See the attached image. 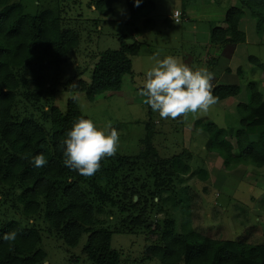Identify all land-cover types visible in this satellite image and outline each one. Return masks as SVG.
<instances>
[{"label":"rangeland","instance_id":"rangeland-1","mask_svg":"<svg viewBox=\"0 0 264 264\" xmlns=\"http://www.w3.org/2000/svg\"><path fill=\"white\" fill-rule=\"evenodd\" d=\"M11 1L20 3L24 14L31 16L52 10L61 27L79 37L78 47L67 53L62 63L30 64L14 70L19 87L13 92L11 116L20 120L31 117L49 130L46 115L50 108L56 106L65 112L67 102L75 97L84 117L93 119L98 127L110 122L120 133L118 152L101 164V168H118L115 175L101 174L95 188L85 184L93 205L91 230L112 233L110 245L118 251L120 264H159L147 259L146 249L158 243L169 223L176 234L191 228L212 239L242 238L251 244H264V167L232 161L227 164L225 154L206 148L216 131L212 124L226 130L240 128L237 106L248 101L251 80L258 82L257 89L264 96V30L258 34L248 8L236 7L245 11L244 18L239 17L242 26L238 29L255 33L261 42L257 45L253 37L246 48L242 43L213 44L210 39L211 28H227L224 9L236 5V0H152L153 10L137 18H132L125 0L111 1L103 11L95 9L96 0ZM175 11L181 14L179 23L173 20ZM148 19L152 22L146 26ZM124 35L139 44L138 54L130 56L132 72L122 77L119 91H107L89 101L80 89L89 86L100 55L118 50ZM253 44L257 48L250 46ZM156 54L160 59L181 57L189 66L209 69L215 73L214 86L221 74L232 73L234 77L227 75L223 82L236 81L239 94L217 103L207 114H189L187 122L182 117L161 119L138 95L145 73L154 63L151 57ZM36 93L40 94L38 100L28 98ZM227 140L233 144L232 155L236 157L235 140ZM148 146L156 151L161 164L135 160ZM118 158H127L128 163L122 166ZM174 158L187 166L186 173L171 172ZM6 190L0 187V219L16 220L22 226L34 223L41 235L39 247L46 254L39 264H92L84 254L89 233L83 234L75 247L68 246L45 221L43 210L33 221L23 214L14 200L20 189L10 197L5 196ZM132 190L139 191V196ZM184 197L187 202L178 203Z\"/></svg>","mask_w":264,"mask_h":264},{"label":"trees","instance_id":"trees-1","mask_svg":"<svg viewBox=\"0 0 264 264\" xmlns=\"http://www.w3.org/2000/svg\"><path fill=\"white\" fill-rule=\"evenodd\" d=\"M10 1L0 0V187L7 189L6 197H10L15 189H20L14 200L21 205L23 214L33 221L43 210L45 221L68 246L75 247L81 236L89 233L84 254L92 264H120L118 251L110 245L112 233L104 229L91 230L93 205L85 188L87 182L95 188V181L101 174L114 176L118 168L110 170L102 167L104 169L101 168V172L89 180V177L81 176L64 165L61 141L67 138L66 133L75 120L83 116L75 100L67 102L65 112L56 106L50 108L46 115L49 130L31 117L20 120L10 114L13 92L19 87L14 70L30 64L62 63L67 53L78 47L79 37L73 30L63 29L60 18L52 10L31 16L24 14L20 3ZM111 1L114 0H96L95 9L103 11ZM125 2L132 18L147 15L154 7L152 0H140L139 6H136V0ZM238 2L250 10L261 35L264 30V0ZM240 13L238 8L226 11L224 21L227 28H212L211 43L236 45L245 41L244 33L238 29ZM146 21V26L152 22L151 19ZM131 39L128 35L120 37L118 50H106L100 55L93 67L89 86L80 89L89 101L104 92L120 90L122 77L132 72L130 56H136L139 51L138 43H127ZM248 91V101L237 106L240 128L233 131L212 124L216 131L206 142V148L225 154L227 164L232 161L264 167V99L255 84H250ZM213 94L220 103L236 97L239 86L216 85ZM28 98L38 100L40 94ZM228 137L235 140L236 157L232 155L233 144L227 140ZM41 153L45 155L47 164L38 168L31 160ZM25 154L27 158H23ZM135 160H143L148 165L161 164L156 151L149 146ZM117 161L122 166L128 163L127 158H118ZM170 168L172 173H186L188 169L178 158L173 159ZM132 194L138 197L139 191L132 190ZM183 202H187L185 197L178 203ZM17 204L14 206L17 207ZM136 205L133 204L134 207ZM185 224L188 226L187 222ZM170 228L171 224H166L158 243L146 249L147 259H155L159 264H264V244H251L242 238L212 239L189 227L176 234ZM13 230L17 231V239L14 242L4 241L3 235ZM40 242L41 235L34 223L22 226L16 220L0 219V264L43 262L46 254L39 247Z\"/></svg>","mask_w":264,"mask_h":264},{"label":"clouds","instance_id":"clouds-1","mask_svg":"<svg viewBox=\"0 0 264 264\" xmlns=\"http://www.w3.org/2000/svg\"><path fill=\"white\" fill-rule=\"evenodd\" d=\"M140 0H136L139 6ZM178 13L173 19L178 23ZM154 62L145 73L138 95L144 97V103L161 119L182 117L187 122L189 114H207L218 103L213 94L215 73L207 68H194L181 57L168 55L163 59L159 54L151 57ZM75 99V97H73ZM61 141L64 165L77 171L81 176L92 177L101 169V161L116 155L120 146V133L109 122L98 127L91 118L78 117L72 128ZM23 158H27V154ZM35 167L47 164L44 154L32 158ZM17 231L5 233L4 241L14 242Z\"/></svg>","mask_w":264,"mask_h":264},{"label":"crops","instance_id":"crops-1","mask_svg":"<svg viewBox=\"0 0 264 264\" xmlns=\"http://www.w3.org/2000/svg\"><path fill=\"white\" fill-rule=\"evenodd\" d=\"M230 1H233V0H230ZM230 1H228V2H230ZM236 2H237V4L236 5H229V7L227 8H225L224 9V11H225V13L223 14V19L225 18V14H226V11L229 9V8H233V7H238V6H240L241 7V5H240V3L238 2V0H236ZM210 6H211V9H216L212 4H210ZM241 15H240V17H241V19H243L244 18V16L242 15L243 14V12H245L244 10L242 11V9H241ZM183 16H184V14H183ZM246 18H248V20H250V23H253L251 20H253L252 19V17L250 16V15H248ZM187 19V18H186ZM254 21V20H253ZM241 22L242 21H238V25L241 27L242 26V24H241ZM176 23V22H175ZM179 23V22H178ZM212 29V28H211ZM243 33H245L246 34V40L244 41V43L242 42V45L241 46H243V47H246L247 48V44H248V42H249V40L250 39H252L253 37H255L257 40H258V43H257V45L259 44V42H261L260 41V38L255 34V33H248L247 31H245V32H243ZM247 35H249V36H247ZM255 45L256 44H253V45H250L251 47H255ZM257 45H256V48H257ZM239 48L238 47H236V49L235 50H238ZM247 51H249L248 49H247ZM252 56H253V54H251ZM250 56V54H247V55H245V58H247L248 59V57ZM234 57H235V55H234ZM251 68V67H250ZM225 74V75H224ZM224 74H221L219 77H218V81L216 82L217 84L216 85H238V83L236 82V81H234V83L233 84H224V82H223V80H228V78H227V75H233L232 73H224ZM233 77H234V75H233ZM251 84H255L256 86H257V81H255V80H251V82H250ZM215 85V86H216ZM239 86V85H238ZM263 97V99H264V96H262ZM232 98V97H231ZM246 103V102H245Z\"/></svg>","mask_w":264,"mask_h":264},{"label":"built area","instance_id":"built-area-1","mask_svg":"<svg viewBox=\"0 0 264 264\" xmlns=\"http://www.w3.org/2000/svg\"><path fill=\"white\" fill-rule=\"evenodd\" d=\"M175 13H178L177 19H178V21H180V17H181L180 12H179V11H175ZM173 20H174V19H173ZM174 21H175V20H174Z\"/></svg>","mask_w":264,"mask_h":264},{"label":"water","instance_id":"water-1","mask_svg":"<svg viewBox=\"0 0 264 264\" xmlns=\"http://www.w3.org/2000/svg\"><path fill=\"white\" fill-rule=\"evenodd\" d=\"M127 43H128V44H132V42H131V41H127Z\"/></svg>","mask_w":264,"mask_h":264}]
</instances>
